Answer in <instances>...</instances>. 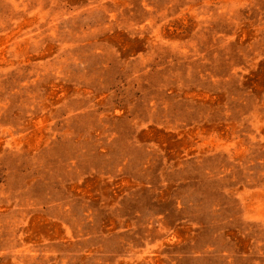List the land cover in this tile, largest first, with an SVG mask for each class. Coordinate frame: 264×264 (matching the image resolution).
<instances>
[{
    "label": "rangeland",
    "instance_id": "obj_1",
    "mask_svg": "<svg viewBox=\"0 0 264 264\" xmlns=\"http://www.w3.org/2000/svg\"><path fill=\"white\" fill-rule=\"evenodd\" d=\"M0 264H264V0H0Z\"/></svg>",
    "mask_w": 264,
    "mask_h": 264
}]
</instances>
